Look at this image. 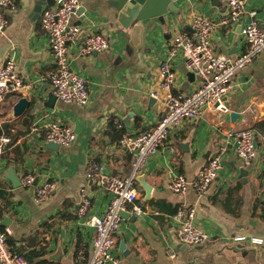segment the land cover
Returning a JSON list of instances; mask_svg holds the SVG:
<instances>
[{"label": "crops", "instance_id": "0c3cea01", "mask_svg": "<svg viewBox=\"0 0 264 264\" xmlns=\"http://www.w3.org/2000/svg\"><path fill=\"white\" fill-rule=\"evenodd\" d=\"M111 1L79 0L70 19L84 32H102L109 42L106 50L88 56L77 54L76 44L69 46V66L86 80L88 102L83 106L58 100L51 88L54 61L40 17L54 1L14 0L15 9L5 12L8 25L0 32V67L12 57L24 87L0 104V133L10 138L0 156V229H11L7 241L14 252L22 255L29 248L40 253L31 264H87L93 228L78 218V206L86 195L91 201L89 214L100 215L110 196L85 178L84 168L97 160L112 174L129 175L134 153L118 140L124 134L150 128L161 115L162 101L151 93L159 83L158 65L166 56V39L190 31L194 16H205L216 24L212 34L215 52L234 58L247 49L239 31L248 12H254L264 31V0H244V15L229 24L219 23L228 13L219 0H172L177 13L141 21V39L133 48L130 30L117 22ZM171 66L174 89L192 92L197 79L186 70L181 54L171 60ZM21 97L30 105L20 115H13L12 107ZM223 101L227 112L204 106L198 117L172 130L148 158L141 172L152 188L148 198L136 181L142 213L134 219L122 218L114 234L113 253L121 256L124 264H264L263 55L236 74ZM50 121L68 125L74 141L56 150L48 148L44 130L32 132L31 127ZM244 128L254 132L257 156L252 163L243 165L233 143L228 144L218 177L204 194L198 195L190 187L179 196L167 188L175 173L193 180L223 143L225 131ZM10 168L18 176L19 186L6 178ZM26 173L34 175L31 187L21 184ZM46 180L54 182L55 189L47 200L37 203L33 189ZM182 201L195 207L196 223L207 231L208 241L199 245L179 241L173 215ZM238 237L242 239L235 240ZM121 240L125 247L120 252ZM232 245L251 249L252 261L239 262L235 255H225L223 250Z\"/></svg>", "mask_w": 264, "mask_h": 264}, {"label": "built area", "instance_id": "2783aa9c", "mask_svg": "<svg viewBox=\"0 0 264 264\" xmlns=\"http://www.w3.org/2000/svg\"><path fill=\"white\" fill-rule=\"evenodd\" d=\"M54 5L42 10L40 27L44 32L50 52L53 56L54 70L50 75V84L58 100L83 106L88 102L86 80L71 70L69 66V46L76 44V52L88 56L108 48V38L97 31L84 32L81 25L72 23L71 16L79 7V0H53ZM228 8L227 16L220 24L237 23L244 15V0H219ZM15 9L14 0H0V32L8 25L5 12ZM248 20L240 25V34L247 45L242 54L229 58L216 53L212 44V34L216 24L205 16H194L189 24L190 31H180L165 41L166 56L158 65L159 83L151 93L153 98L161 99L162 110L157 121L148 129L136 134H124L118 144L134 153L129 175L121 177L108 172L102 162L89 161L84 168L87 180L99 184L109 194V201L100 215L89 214L91 201L82 196L77 209L80 220L93 228L92 249L87 264H124V259L113 253L114 234L120 227V212L139 215L141 206L137 203V182L135 176L141 174L148 158L156 153L169 133L184 122L198 117L204 106L213 105L221 112L228 107L223 98L230 91L238 72L251 65L263 55L264 31L259 27L254 12H248ZM181 54L188 72L197 79L195 89L190 93L174 89L175 73L171 60ZM24 87L22 78L16 71L12 57L0 67V104L6 96L20 91ZM44 130L45 140L58 146H68L74 139L72 129L58 121H50L42 125L34 124L32 132ZM10 138L0 133V156L4 153ZM235 146V153L243 165H249L257 156L253 130L227 129L223 143H220L206 163L200 167L193 180H188L182 173L170 176L167 188L179 196L185 195L191 187L198 195H202L216 180L222 168L221 159L228 144ZM171 151L173 149L171 148ZM35 181L32 173L21 178V184L31 187ZM52 181H43L33 189V200L44 202L54 191ZM176 235L180 242L199 245L209 240V234L196 223V210L191 204L179 202L173 215ZM11 229H0V264H28L25 258L10 249L7 239ZM238 237L235 240H240ZM253 242L260 240L253 238ZM84 247V246H82ZM174 256L173 250L169 251ZM79 258L81 255L79 253ZM260 264V263H258Z\"/></svg>", "mask_w": 264, "mask_h": 264}, {"label": "water", "instance_id": "95a60500", "mask_svg": "<svg viewBox=\"0 0 264 264\" xmlns=\"http://www.w3.org/2000/svg\"><path fill=\"white\" fill-rule=\"evenodd\" d=\"M111 5L117 11V22L123 29L130 30V40L129 43L133 48H136L139 45L142 32L141 21L147 18H162L164 14L168 12L177 13V8L174 6L172 0H112ZM192 74V73H191ZM193 75V74H192ZM153 98L149 99V102ZM30 105V102L24 98H19L13 105L12 111L13 115H20L23 113ZM48 148L51 150H56L58 145L53 142H48ZM246 170H241V174H245ZM6 178L11 180L13 185L19 186L20 181L18 176H16L12 168L7 170ZM135 180L139 183L140 187L143 189L145 198H148L151 192V186L145 182L144 175L139 174L135 176ZM122 218L134 219L135 214L129 212H120ZM92 247V246H91ZM125 247L124 241L121 240L119 243V251ZM227 252L231 255H235L239 262L246 259L252 261L253 251L251 249H245L241 245H232L223 250V253L226 255ZM125 254L126 252L123 251Z\"/></svg>", "mask_w": 264, "mask_h": 264}, {"label": "trees", "instance_id": "16d2710c", "mask_svg": "<svg viewBox=\"0 0 264 264\" xmlns=\"http://www.w3.org/2000/svg\"><path fill=\"white\" fill-rule=\"evenodd\" d=\"M8 242V241H7ZM13 251V250H12ZM22 256L25 258L28 264L32 263V258L38 256L40 253L34 249H25V251L21 252ZM42 264V262H40Z\"/></svg>", "mask_w": 264, "mask_h": 264}]
</instances>
